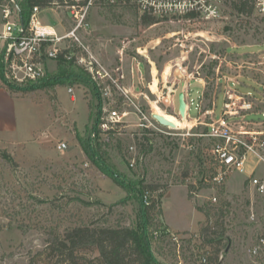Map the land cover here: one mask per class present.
<instances>
[{
    "label": "rangeland",
    "instance_id": "obj_1",
    "mask_svg": "<svg viewBox=\"0 0 264 264\" xmlns=\"http://www.w3.org/2000/svg\"><path fill=\"white\" fill-rule=\"evenodd\" d=\"M17 1L0 0V31L4 10L12 11L15 21L20 20ZM100 1L92 7V37L86 38L92 50L111 68L122 66L127 86L133 84L134 71L135 84L140 77L142 93L148 95V100L142 99L144 107L181 129L162 128L149 135L128 126L122 136L108 141V163L129 178L159 186L158 191L146 196L161 202L172 227L190 229L187 234L176 233L185 236L181 245L170 238L155 240L156 257L165 264H209L214 247L203 241L201 229L206 217L198 208L218 210L209 202L213 191L202 185L209 169L205 157L211 141L199 137L184 141L178 135L189 130L205 132L207 126L198 123L212 121L215 104L220 116L227 78L234 80L231 90L241 93L261 89L256 84L264 86V75L258 71H264L260 65L264 63V18L254 12L239 14L233 9L234 0H223L216 15L204 10L185 14L184 5L168 6V12L160 17L166 20L145 26L143 14L132 3L113 6ZM203 2L208 6V0ZM193 13L197 15L194 19ZM38 17L42 25L58 31L61 22L66 27L70 24L66 8L41 9ZM1 48L2 43V64ZM47 67L53 79L62 73L59 63L49 62ZM163 73L168 89L161 85L157 93ZM62 78L65 76L58 79L65 85L26 95L0 91V264H55L46 252L50 229L63 230L85 222L136 227L142 219L137 200L119 205L126 192L92 163L81 146L80 139L87 140L96 129L106 101L98 90L99 98L95 95L91 85ZM3 84L0 79V86ZM184 90L190 116L181 120L178 95ZM93 113L99 117L97 123ZM129 123L136 125L138 120L131 115ZM61 142L67 143L66 150H58ZM191 143L192 150L186 147ZM133 144L136 150L131 153ZM133 159L136 164L131 167ZM187 163L188 176L184 173ZM244 180L238 173L230 177L220 194L224 217L212 218L213 224L219 220L226 229L228 246H222V264H264V244L260 241L264 238V198L251 200ZM194 183L199 186L198 196L189 200ZM153 220L165 225L162 217ZM256 248L259 251L255 254ZM80 255L91 264H99L96 250L81 251Z\"/></svg>",
    "mask_w": 264,
    "mask_h": 264
},
{
    "label": "built area",
    "instance_id": "obj_2",
    "mask_svg": "<svg viewBox=\"0 0 264 264\" xmlns=\"http://www.w3.org/2000/svg\"><path fill=\"white\" fill-rule=\"evenodd\" d=\"M72 1V4L65 7L69 13L70 24L63 33H59L52 26L40 23L38 15L41 9L39 7L33 9L28 26H24L20 20L15 21L12 11L4 10L0 43H2L1 52H3L2 63L8 79L17 84L39 82L48 77L49 62L72 61L90 75L101 97L106 101V108L93 134L95 139L98 138L100 142L108 143L122 136L128 126H136L144 134L149 135L155 131H162V128L172 131L181 130L162 126L154 118L155 113H149L142 104V99L148 100V97L143 95L142 91H137L134 85L127 86L122 66L111 68L92 50L86 38L92 37L90 14L96 0H87L86 3H82L84 0ZM222 1L208 0V6H206L203 0H106L113 6L130 2L142 14L147 13L158 17H164L168 12V6L179 8L182 5H184L185 14H191L195 10L200 12L204 10L212 11L213 15H216L217 6ZM201 3H204L202 7L199 6ZM253 8L254 13L264 18V0H254ZM192 16L196 18L197 15L193 13ZM251 65L254 66V64ZM260 65L264 63L261 62ZM258 71L264 75V71ZM227 80L229 84L226 87V99L220 116L216 113L215 104L211 111L212 121L198 123L207 126L205 132L192 133V130H189L178 135L183 137L184 141L195 137L211 141L209 155L205 157L209 160L206 162L209 169L202 180V185L213 191L209 198L212 206L221 205L220 194L225 191L234 173L245 177L243 184L251 200L254 201L258 197L264 198V86L255 83L261 89H253L254 91L246 93L238 91V93L230 87L231 81L234 80L231 78ZM164 88H167L166 85ZM174 88L176 90V86ZM73 91V88L68 89L69 93ZM157 93H160V88ZM186 101L187 116H190L188 94ZM118 104L128 108L121 110L117 107ZM131 115L137 118L136 125H129ZM249 117L250 120H248ZM186 147L192 150L193 143ZM67 148L68 145L65 142L58 145L59 151ZM129 150L133 153L136 146L131 145ZM130 163L131 167H134L135 159ZM194 185L192 184L191 193L193 196H198L199 186L197 183ZM168 234L171 240L179 245L182 239H185V236L170 230ZM260 241L264 244V238ZM258 251L259 248H256L254 253Z\"/></svg>",
    "mask_w": 264,
    "mask_h": 264
},
{
    "label": "trees",
    "instance_id": "obj_3",
    "mask_svg": "<svg viewBox=\"0 0 264 264\" xmlns=\"http://www.w3.org/2000/svg\"><path fill=\"white\" fill-rule=\"evenodd\" d=\"M253 1L254 0H234L232 4L233 9L242 15H252L254 12ZM86 2L87 0H84L82 3ZM14 3L18 9L21 23L24 26H28L35 7H39V9H54L55 7L65 8L68 4H72L73 1L19 0ZM99 3H101L100 0L95 1V5ZM123 5L126 4H122L121 6ZM191 17L195 18V16ZM141 19L145 26H152L166 20L147 13H144ZM118 23L121 24L120 22ZM58 63L62 68V73L58 78L61 79V77L65 76V78L62 79L73 78L75 81L91 85L96 93L95 95L99 98L97 88L92 82L90 75L85 70L75 65L72 61H60ZM2 64L0 63L2 66V68L0 66V79L4 83L2 87L12 94L22 93L26 95L37 90L54 89L57 86L65 85L62 80L58 78L53 79L54 76L51 77L49 73L48 77L42 81L17 84L8 79ZM75 70H79L83 74H75ZM93 116L95 122L99 120L98 115L95 117L93 113ZM95 130H93L87 140L80 139L83 151L105 176L126 192V197L119 205L126 206L133 199L138 201L141 206L142 219L136 227L126 226L121 223H118L116 226H105L99 223L89 224L85 222L75 224L63 230L60 227L50 229L46 240L48 258L51 261H56L55 264H81V262L82 264H91L92 262L87 260L85 256H81L80 253L85 250H96L99 253V264H165L156 257L152 244L157 239L163 240L170 238L168 234L169 228L154 222L155 220H153V218L157 217L160 219L163 215L161 202L154 198H149L150 196H146L147 194L149 195L150 191H158L159 186L146 184L145 180L129 178V176L117 172L115 166L108 163L107 150L105 147L108 146L109 143H102L98 138L95 139L93 137ZM79 137L81 138L82 136ZM189 170L190 166L189 163H187L184 170L186 176H188ZM136 176L135 174L133 177ZM192 188L193 186H191V189ZM188 197L189 200L194 198L191 190ZM144 198L146 201H144ZM217 209L216 211L215 207L198 208L206 217V222L202 225L201 229L203 241L205 245L214 247V253L210 256L209 264H222L220 258L222 246L224 249L228 246L226 229L222 223L218 222L219 220L214 224L212 223V218L214 216L218 215V218L224 217L223 207L218 206ZM214 211L215 213L213 214ZM184 234H187V232H184ZM225 241L226 244H223ZM30 264L36 263L33 261Z\"/></svg>",
    "mask_w": 264,
    "mask_h": 264
},
{
    "label": "crops",
    "instance_id": "obj_4",
    "mask_svg": "<svg viewBox=\"0 0 264 264\" xmlns=\"http://www.w3.org/2000/svg\"><path fill=\"white\" fill-rule=\"evenodd\" d=\"M64 22H61V31H58L59 33H63L64 32V29L66 28V24L64 23ZM69 24V23H68ZM93 29V28H92ZM119 63V62H118ZM118 65V64H117ZM138 69H139V66H138ZM134 72V71H133ZM139 73H140V70H139ZM139 75V74H138ZM132 79H133V84L132 85H134L135 86V88H136V90L137 91H140L141 90V85H142V79L139 77V83H138V85H136L135 84V82H134V75H133V77H132ZM141 79V80H140ZM161 79H162V82H161ZM153 81H154V79H153ZM171 81L172 80H170V82H169V84H171ZM145 83V82H144ZM162 83H164V84H162ZM154 84V83H153ZM161 85H163V88H164V86L166 85V82L164 81V73H163V75H161V78L159 79V88L160 87H162ZM150 88H151V93H152V95H155V93L153 92V90H152V83L150 84V86H149ZM0 91L1 92H3V93H6V94H8L9 95V91H7L4 87H2V86H0ZM142 91V90H141ZM11 95V94H10ZM145 96H147L148 97V95H145ZM162 211H163V215H162V220H163V223L165 224V226H167L168 228H169V230L171 231V232H174V233H177V232H186V231H190V229H179V228H175V227H172L171 226V224L169 223V221L167 220V218H166V212L164 211V209L162 208ZM204 216H203V219L201 220V221H203L204 220ZM200 222V221H199Z\"/></svg>",
    "mask_w": 264,
    "mask_h": 264
},
{
    "label": "water",
    "instance_id": "obj_5",
    "mask_svg": "<svg viewBox=\"0 0 264 264\" xmlns=\"http://www.w3.org/2000/svg\"><path fill=\"white\" fill-rule=\"evenodd\" d=\"M186 98H187V94L185 91H182L179 93L178 95V102H179V114H180V117L185 119L187 117V101H186ZM154 118L164 127H170V128H177V126L168 121L166 118H164L163 116H160L158 114H154L153 115ZM222 263V262H221Z\"/></svg>",
    "mask_w": 264,
    "mask_h": 264
},
{
    "label": "bare ground",
    "instance_id": "obj_6",
    "mask_svg": "<svg viewBox=\"0 0 264 264\" xmlns=\"http://www.w3.org/2000/svg\"><path fill=\"white\" fill-rule=\"evenodd\" d=\"M172 89H173V90H172ZM172 89H171V91L174 92V91H175V90H174V87H172ZM168 121H169V120H168Z\"/></svg>",
    "mask_w": 264,
    "mask_h": 264
}]
</instances>
